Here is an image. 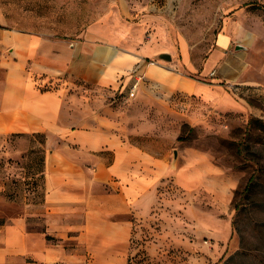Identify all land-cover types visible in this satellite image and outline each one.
Listing matches in <instances>:
<instances>
[{
  "label": "crops",
  "instance_id": "0c3cea01",
  "mask_svg": "<svg viewBox=\"0 0 264 264\" xmlns=\"http://www.w3.org/2000/svg\"><path fill=\"white\" fill-rule=\"evenodd\" d=\"M6 21L0 7V153L15 152L12 136L43 135V203L11 213L0 184V264L126 263L135 218L150 216L169 171L176 186L229 201L235 179L206 151L185 148L177 169V90L201 89L146 61L157 50L152 41L91 46L1 27ZM231 39L220 32L210 52L223 60L216 80L240 70ZM134 70L141 79L128 96ZM218 236L228 239L229 226Z\"/></svg>",
  "mask_w": 264,
  "mask_h": 264
},
{
  "label": "rangeland",
  "instance_id": "374dc122",
  "mask_svg": "<svg viewBox=\"0 0 264 264\" xmlns=\"http://www.w3.org/2000/svg\"><path fill=\"white\" fill-rule=\"evenodd\" d=\"M0 7L7 20L1 27L89 40L91 46L112 42L128 49L152 41L157 50L146 61L201 89L177 90V138L182 136L177 139V169L185 148L206 151L235 179L229 201L222 205L205 189L178 181L176 186L169 171L150 216L135 218L124 264H264V173L255 169L264 157L254 163L246 152L264 154L262 125L248 127L251 118L264 123V0H0ZM222 31L232 37L228 53L240 70L230 79L216 80L218 73L209 72L223 60L211 59L210 52ZM8 142L15 152L0 153L8 211L40 207L44 137L12 136ZM255 171L254 192L241 198ZM228 226L230 237H219ZM209 231L217 236L209 237Z\"/></svg>",
  "mask_w": 264,
  "mask_h": 264
},
{
  "label": "trees",
  "instance_id": "16d2710c",
  "mask_svg": "<svg viewBox=\"0 0 264 264\" xmlns=\"http://www.w3.org/2000/svg\"><path fill=\"white\" fill-rule=\"evenodd\" d=\"M256 123H260L262 125V130L264 131V123L263 121H260L259 119H255V118H251L248 121V127L252 126V124H256ZM182 138V136H179L177 139L180 140ZM243 150H241L242 152ZM247 154L250 156V158L248 159L249 161L254 162L256 159H260L262 157H264V154L256 149H247ZM245 157V155H244ZM255 163V162H254ZM258 163V161H257ZM261 166H257L255 169L257 172H261L264 173V164L261 163L259 164ZM43 171V170H42ZM256 171L255 174L251 175L247 181L246 186L244 187V189L240 192L241 194V198H246L248 197L251 193L254 192V187L256 185V179L258 177V174L256 175ZM43 174V173H42Z\"/></svg>",
  "mask_w": 264,
  "mask_h": 264
},
{
  "label": "built area",
  "instance_id": "2783aa9c",
  "mask_svg": "<svg viewBox=\"0 0 264 264\" xmlns=\"http://www.w3.org/2000/svg\"><path fill=\"white\" fill-rule=\"evenodd\" d=\"M135 73V82L131 85L130 89H129V94L128 96L134 95L136 90H137V82L141 79V75L140 74H136V71H133V74ZM210 76H215L216 75V70L213 69L209 72ZM117 93L123 94V92H121L120 90L117 91Z\"/></svg>",
  "mask_w": 264,
  "mask_h": 264
},
{
  "label": "water",
  "instance_id": "95a60500",
  "mask_svg": "<svg viewBox=\"0 0 264 264\" xmlns=\"http://www.w3.org/2000/svg\"><path fill=\"white\" fill-rule=\"evenodd\" d=\"M160 58H163L165 60H170L171 56H170V54L163 53V54H160Z\"/></svg>",
  "mask_w": 264,
  "mask_h": 264
},
{
  "label": "bare ground",
  "instance_id": "6f19581e",
  "mask_svg": "<svg viewBox=\"0 0 264 264\" xmlns=\"http://www.w3.org/2000/svg\"><path fill=\"white\" fill-rule=\"evenodd\" d=\"M186 54V53H185ZM185 57H186V55H185ZM186 59V58H185Z\"/></svg>",
  "mask_w": 264,
  "mask_h": 264
}]
</instances>
